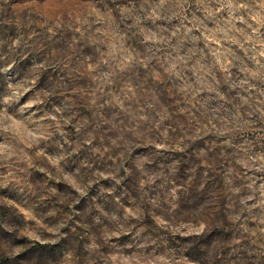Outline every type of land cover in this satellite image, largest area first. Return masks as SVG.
<instances>
[{"label": "clouds", "instance_id": "1", "mask_svg": "<svg viewBox=\"0 0 264 264\" xmlns=\"http://www.w3.org/2000/svg\"><path fill=\"white\" fill-rule=\"evenodd\" d=\"M0 264H264V0H0Z\"/></svg>", "mask_w": 264, "mask_h": 264}]
</instances>
